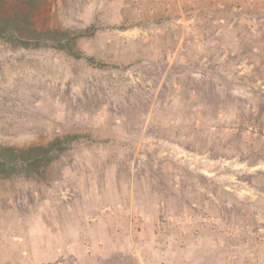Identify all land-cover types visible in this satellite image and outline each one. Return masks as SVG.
I'll return each mask as SVG.
<instances>
[{
	"label": "rangeland",
	"instance_id": "obj_1",
	"mask_svg": "<svg viewBox=\"0 0 264 264\" xmlns=\"http://www.w3.org/2000/svg\"><path fill=\"white\" fill-rule=\"evenodd\" d=\"M195 1L45 0L74 50L0 40V147L62 141L0 176V264H264V6Z\"/></svg>",
	"mask_w": 264,
	"mask_h": 264
},
{
	"label": "trees",
	"instance_id": "obj_2",
	"mask_svg": "<svg viewBox=\"0 0 264 264\" xmlns=\"http://www.w3.org/2000/svg\"><path fill=\"white\" fill-rule=\"evenodd\" d=\"M16 5L8 10L6 3L0 0V40L24 48H39L47 40L67 50H74L76 40L68 32L42 31L36 29L34 16L45 0H15ZM61 139L48 146H34L26 149L0 147V176L11 177L20 172L40 174L41 169L50 165L61 151Z\"/></svg>",
	"mask_w": 264,
	"mask_h": 264
},
{
	"label": "crops",
	"instance_id": "obj_3",
	"mask_svg": "<svg viewBox=\"0 0 264 264\" xmlns=\"http://www.w3.org/2000/svg\"><path fill=\"white\" fill-rule=\"evenodd\" d=\"M185 1V0H184ZM186 1H188V0H186ZM237 0H232V2H236ZM240 1V0H239ZM243 3H245L244 4V6H245V9L247 10V11H249V13L251 14V15H254L253 14V12H251V11H259L260 10V8H262V10H263V6H264V3H263V1L262 0H241ZM189 2H194V0H189ZM196 3H200V4H202V3H208L209 1L208 0H196L195 1Z\"/></svg>",
	"mask_w": 264,
	"mask_h": 264
}]
</instances>
